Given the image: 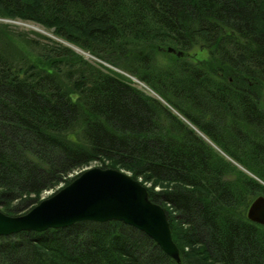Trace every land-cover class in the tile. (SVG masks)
Instances as JSON below:
<instances>
[{"label":"trees","instance_id":"1","mask_svg":"<svg viewBox=\"0 0 264 264\" xmlns=\"http://www.w3.org/2000/svg\"><path fill=\"white\" fill-rule=\"evenodd\" d=\"M0 17L53 28L184 117L61 43L24 52L23 74L0 49L1 210L19 215L103 160L153 182L179 264H264V226L246 216L264 195V0H0ZM195 46L208 56L189 61ZM160 51L168 60L155 61ZM65 68L79 71L74 87L60 78ZM0 264L177 263L146 232L112 220L0 236Z\"/></svg>","mask_w":264,"mask_h":264},{"label":"water","instance_id":"2","mask_svg":"<svg viewBox=\"0 0 264 264\" xmlns=\"http://www.w3.org/2000/svg\"><path fill=\"white\" fill-rule=\"evenodd\" d=\"M168 51L178 56L184 54L173 46ZM246 216L264 226L263 195L253 199ZM112 220L146 232L177 264L181 263L167 211L150 199L149 189L139 179L113 167L88 168L24 214L10 216L0 209V236L65 228L79 221Z\"/></svg>","mask_w":264,"mask_h":264},{"label":"rangeland","instance_id":"3","mask_svg":"<svg viewBox=\"0 0 264 264\" xmlns=\"http://www.w3.org/2000/svg\"><path fill=\"white\" fill-rule=\"evenodd\" d=\"M54 42H57L59 44L61 43L64 46H68L70 49L72 48L78 55H81L82 58H85V60L89 61L93 65L94 63L98 64L102 67V69H105L106 71H109L112 74L116 73L117 75H120L122 77L124 76L126 80L127 79L130 80L138 89L140 88L141 90H144L149 96L151 95L152 97H155L158 100H162V103L165 107L169 108L171 111L176 113V115H178L179 118L181 117L184 119V117L181 116V114L178 111H176L175 108L173 109L170 107L171 104H169L167 100H165L159 93H156L155 90L149 87L145 82L141 81L139 78L133 75V73L129 72V70L123 69L118 65H114L113 63H111L110 61L106 59L104 60V59L99 58L92 52V50H88L83 47L81 48L80 46L73 43L72 41L69 42L68 39H64L61 36L60 37L57 36L56 34H54L53 28H46L44 25H42L38 21L36 22L33 20H28V19L24 20V19L16 18V17L15 18L0 17V49L3 52L7 53V56L10 58V61L14 65L15 68L22 70L21 74H23V72L28 70L26 69V67L28 66V63H26V57L24 55V52L26 53L30 52L32 54L31 55L29 53L31 56L37 57L39 54H44L45 53L44 50L46 49L47 45H51ZM201 49L202 48H199L198 46L193 47L192 50L188 51V55H186L187 59L189 61H192V60H197V57L199 58L207 57L208 52L205 50L202 51ZM153 57L155 58V61L157 60L158 62L159 61L162 62L164 59L168 60V54L165 51H160L157 55L153 54ZM100 66L98 67L100 68ZM62 74L63 76L60 75V78L63 79L65 83H68L71 87H74L73 85L74 78L79 76V71L77 70V68H72L71 70H66L65 68ZM78 95L79 94H76L75 92H73V95H72L73 100H76ZM195 129L198 133V129L197 128ZM83 130H84L83 124L77 123L75 125V128L70 133H68V136L75 139L77 138V136L82 135ZM104 165L105 164L103 160H98V161H91L87 163L86 165L77 167V169H74V171H71L69 174H67L66 177L63 178V181L62 180L60 181V183L56 186V189L59 190L60 188L67 186V184L70 183L71 180L76 178L78 175H80L84 171L88 170V168L99 167V166L103 167ZM236 166L239 169H243L246 173H249V171L243 168L242 165H239L238 163H236ZM249 174L253 176V173H249ZM67 180H70V181L67 182ZM140 180L142 181V179ZM143 183L147 187H151V188L153 187L152 181H145ZM61 185L63 187H60ZM156 187H159V188H156ZM154 188H156V190L158 191L162 190L160 184L155 186ZM51 194H53L51 193V189L43 191L41 194L40 200L45 199V197H48ZM15 204L16 202L13 203V205ZM28 210H30L29 207L18 212V214L19 215L24 214V212H27ZM171 210L173 211L172 208Z\"/></svg>","mask_w":264,"mask_h":264},{"label":"built area","instance_id":"4","mask_svg":"<svg viewBox=\"0 0 264 264\" xmlns=\"http://www.w3.org/2000/svg\"><path fill=\"white\" fill-rule=\"evenodd\" d=\"M60 187H63V186L61 185ZM60 187H58V188H60ZM156 188H159V187H156ZM52 192H54V190H51V193H52Z\"/></svg>","mask_w":264,"mask_h":264}]
</instances>
